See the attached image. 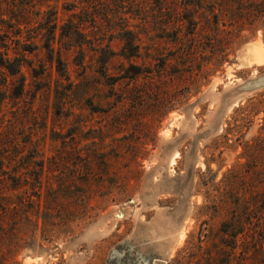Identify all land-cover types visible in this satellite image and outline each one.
<instances>
[{
    "label": "rangeland",
    "instance_id": "rangeland-1",
    "mask_svg": "<svg viewBox=\"0 0 264 264\" xmlns=\"http://www.w3.org/2000/svg\"><path fill=\"white\" fill-rule=\"evenodd\" d=\"M0 58V264H264V0H0Z\"/></svg>",
    "mask_w": 264,
    "mask_h": 264
},
{
    "label": "trees",
    "instance_id": "trees-1",
    "mask_svg": "<svg viewBox=\"0 0 264 264\" xmlns=\"http://www.w3.org/2000/svg\"><path fill=\"white\" fill-rule=\"evenodd\" d=\"M57 61L60 62L59 58H57ZM0 65L5 66V64H4V62H3V60H2L1 58H0ZM5 67H6V66H5Z\"/></svg>",
    "mask_w": 264,
    "mask_h": 264
}]
</instances>
